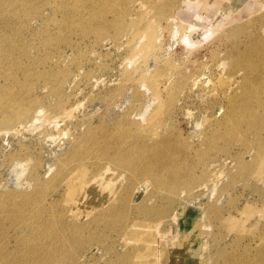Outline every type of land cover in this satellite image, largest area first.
<instances>
[{
  "label": "rangeland",
  "instance_id": "1",
  "mask_svg": "<svg viewBox=\"0 0 264 264\" xmlns=\"http://www.w3.org/2000/svg\"><path fill=\"white\" fill-rule=\"evenodd\" d=\"M197 1L0 0L8 257L264 264V0Z\"/></svg>",
  "mask_w": 264,
  "mask_h": 264
},
{
  "label": "bare ground",
  "instance_id": "2",
  "mask_svg": "<svg viewBox=\"0 0 264 264\" xmlns=\"http://www.w3.org/2000/svg\"><path fill=\"white\" fill-rule=\"evenodd\" d=\"M197 4H194V7L196 6ZM193 17H198L201 19L202 22H205V25H207L208 21L206 19V17L202 16L200 13H195L193 15ZM183 22L187 25H189L190 27H193L196 25L195 22H192L186 18H183ZM191 19V18H190ZM207 21V22H206ZM191 36V35H190ZM192 37V36H191ZM194 37V36H193ZM192 39H186V43L189 45V46H193L194 45V41L192 42ZM214 174V173H212ZM221 174V173H220ZM218 176H220L218 174ZM213 177V175L211 176ZM215 178V177H214ZM214 178H210L212 181H216L214 180ZM218 179V178H217ZM156 228L159 229V226H156ZM33 242V241H32ZM35 244V242H34ZM32 247L33 248V243H31V246H29V248ZM47 254V253H46ZM53 256V255H52ZM47 258V257H46ZM51 259V258H50ZM55 259V258H54ZM46 260H48L49 262H47ZM43 261V259L40 257V255H36V254H30L29 256L27 257H24V258H19V257H15V258H11V257H8V253L6 252V250H1L0 249V264H55V262H53L52 260H49V259H46Z\"/></svg>",
  "mask_w": 264,
  "mask_h": 264
},
{
  "label": "crops",
  "instance_id": "3",
  "mask_svg": "<svg viewBox=\"0 0 264 264\" xmlns=\"http://www.w3.org/2000/svg\"><path fill=\"white\" fill-rule=\"evenodd\" d=\"M236 1H239V3L237 4ZM197 2V9H200V7L203 6L205 11L200 10V13L202 12L201 14L207 17L215 16L221 11L225 12L227 10V7L230 6L235 7L234 9H239L242 7L248 8L253 3H255L251 0H199Z\"/></svg>",
  "mask_w": 264,
  "mask_h": 264
}]
</instances>
